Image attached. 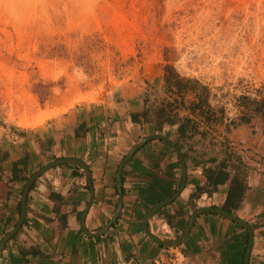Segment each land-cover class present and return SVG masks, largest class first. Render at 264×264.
<instances>
[{
	"label": "crops",
	"instance_id": "1",
	"mask_svg": "<svg viewBox=\"0 0 264 264\" xmlns=\"http://www.w3.org/2000/svg\"><path fill=\"white\" fill-rule=\"evenodd\" d=\"M145 86L123 88L120 101L108 106L88 105L52 119L32 129L36 140L5 142L0 238L20 205L22 214L25 178L35 169L78 159L90 179L75 165L54 167L37 179L26 196L20 233L0 250V264H264L262 115L230 130L214 127L216 145L210 146L209 140L199 141L201 135L180 136V123H134L132 116L144 112L139 95ZM161 133L176 146L153 139L123 165L137 142ZM200 209L212 212L199 214L176 248L147 234L178 240Z\"/></svg>",
	"mask_w": 264,
	"mask_h": 264
},
{
	"label": "rangeland",
	"instance_id": "2",
	"mask_svg": "<svg viewBox=\"0 0 264 264\" xmlns=\"http://www.w3.org/2000/svg\"><path fill=\"white\" fill-rule=\"evenodd\" d=\"M168 76L188 89L179 93ZM144 83L150 121L166 106L192 115L210 146L214 127L248 125L264 100V0H0L1 146L36 140L32 129ZM20 217L21 205L1 238Z\"/></svg>",
	"mask_w": 264,
	"mask_h": 264
},
{
	"label": "water",
	"instance_id": "3",
	"mask_svg": "<svg viewBox=\"0 0 264 264\" xmlns=\"http://www.w3.org/2000/svg\"><path fill=\"white\" fill-rule=\"evenodd\" d=\"M153 139H162V140H165L164 138H161V137H149V138H144L142 140H140L139 142H137L133 147L132 149L130 150V152L127 154L124 162H123V165L126 164V162L140 149L142 148L145 144H147L149 141L153 140ZM173 146V145H172ZM175 148V147H174ZM62 165H75L79 168H82L86 175H87V178L90 179V172L87 168V166L81 161V160H78V159H72V158H67V159H62V160H58L56 162H53L45 167H43L42 169H40L39 171H37L27 182V185H26V188H25V192H24V196H23V200H22V214H21V218L19 220V223L17 224V226L9 233H7L3 238L0 239V250L3 248V246H5L18 232L19 230L21 229L22 225H23V222H24V219H25V204H26V196L28 194V192L30 191L31 187L33 186V184L37 181V179H39L45 172H47L48 170L54 168V167H57V166H62ZM120 175V174H119ZM161 206H158L157 208L153 209L148 217H147V220L149 221L152 216L155 214V212L160 208ZM203 212H212L211 210H208V209H200L198 210L197 212L194 213V215L192 216V219H191V222L189 224V227L188 229L186 230V232L178 239V240H175V241H169V240H162V239H159L158 237L154 236L152 233H150L149 231H147V234L154 240V241H157L159 242L160 244L164 245L165 247H168V248H176L178 246H180L183 241L185 240L186 236L188 235L189 231H190V228L191 226L193 225V222L194 220L196 219V217L203 213ZM214 212V211H213ZM217 213H220L221 215L225 216L226 218L232 220V221H235L243 226H245L246 228L247 225L241 221L240 219L230 215V214H227V213H221V212H217ZM115 220V218H114ZM112 220V222L114 221ZM111 224V223H110ZM109 224V225H110ZM108 228L105 227L103 230H101L99 233L97 234H93V236L95 235H100L102 233H104L106 231V229ZM89 235H91L89 233Z\"/></svg>",
	"mask_w": 264,
	"mask_h": 264
},
{
	"label": "trees",
	"instance_id": "4",
	"mask_svg": "<svg viewBox=\"0 0 264 264\" xmlns=\"http://www.w3.org/2000/svg\"><path fill=\"white\" fill-rule=\"evenodd\" d=\"M172 80V81H171ZM189 83V81H187ZM166 84L171 85L176 91L179 93L183 92L184 90L188 89L187 85L184 84V80L181 79L179 76H173L172 79L170 77H166ZM254 112L256 114H261L264 118V100L259 102H254ZM203 109V103L202 101L193 104L192 112H195V110H202ZM203 112L201 111V114ZM149 111L145 110L142 114H134L132 116V121L134 123H144L147 124L150 121ZM154 119L156 120V123L158 126L163 125H175L177 123H180L179 133L180 136H187L188 134H194L195 130V122L188 116H185L183 118H180L177 113H172L171 111H168V106L159 108L157 112L155 113ZM232 125H236L233 121L231 122ZM8 159L7 153H3L0 150V164L3 161H6ZM2 177V168L0 166V181ZM20 233V232H19ZM18 233V234H19ZM18 234L15 236L13 240L16 239ZM6 246L3 248L5 249ZM19 253V252H18ZM20 254V253H19Z\"/></svg>",
	"mask_w": 264,
	"mask_h": 264
},
{
	"label": "built area",
	"instance_id": "5",
	"mask_svg": "<svg viewBox=\"0 0 264 264\" xmlns=\"http://www.w3.org/2000/svg\"><path fill=\"white\" fill-rule=\"evenodd\" d=\"M157 264H165V263H163V262H160V263H157Z\"/></svg>",
	"mask_w": 264,
	"mask_h": 264
}]
</instances>
